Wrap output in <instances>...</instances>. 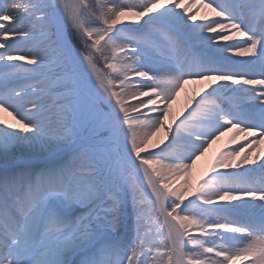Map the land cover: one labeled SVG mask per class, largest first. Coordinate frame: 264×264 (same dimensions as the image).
I'll use <instances>...</instances> for the list:
<instances>
[{"label":"snow or ice","instance_id":"snow-or-ice-1","mask_svg":"<svg viewBox=\"0 0 264 264\" xmlns=\"http://www.w3.org/2000/svg\"><path fill=\"white\" fill-rule=\"evenodd\" d=\"M0 113V264H264V0H0Z\"/></svg>","mask_w":264,"mask_h":264},{"label":"bare ground","instance_id":"bare-ground-1","mask_svg":"<svg viewBox=\"0 0 264 264\" xmlns=\"http://www.w3.org/2000/svg\"><path fill=\"white\" fill-rule=\"evenodd\" d=\"M241 42H242V38H238L237 40L232 41V43H241ZM243 58L244 59H247L245 57H243ZM18 63H23V62L20 61ZM201 87H204V85H200V84H189L188 86H186V90H188V95L186 96L185 91L182 92L180 94V97H179L180 102H183V104L185 105V103L187 102L188 98L192 95L193 91H198ZM199 98L200 97H197V99H199ZM184 105H183V107H184ZM192 107H195V103H193ZM189 109L191 110V107ZM186 112H188V111H186ZM0 115H3V114L0 113ZM10 121H11V123L15 124V121H13V120H10ZM173 127H175V125ZM233 134L234 133H232V134H226L225 136L221 137V139L219 141H217L212 146V148L210 149L208 155L205 158H202V160L197 163V167L198 166H202V175L210 167L212 160L215 159V157H216V155L218 153H220L222 151L230 150L231 148H234V147L235 148H239L242 143H245L244 141H237L236 144L229 143L230 136L233 135ZM259 153L261 155H264V144H261L260 145ZM20 155H21L22 161H23V160H26L28 158L29 153L28 152H25V153L20 154Z\"/></svg>","mask_w":264,"mask_h":264},{"label":"rangeland","instance_id":"rangeland-1","mask_svg":"<svg viewBox=\"0 0 264 264\" xmlns=\"http://www.w3.org/2000/svg\"><path fill=\"white\" fill-rule=\"evenodd\" d=\"M25 50H27V47H25ZM233 59H244L243 57H232ZM103 65L101 64V67H102ZM185 93H186V96L188 95V90H185ZM143 99H145V100H147L148 98L147 97H145V98H143ZM132 103L133 104H137V103H139L138 101H132ZM180 105V106H179ZM183 102H180V99H178V101H177V103L176 104H174L173 105V113L174 114H176V113H179L180 112V110L183 108ZM154 106H149V109H151V108H153ZM149 109H143L142 111H145V112H147V111H149ZM189 110L190 109H188L187 111L189 112ZM191 111V110H190ZM188 112H184V115L186 116L187 114H188ZM10 123H11V121L10 120H12V118L10 117V116H6L5 117ZM180 119H183V116H181L180 117ZM14 121V120H13ZM177 123H179V120H177ZM25 152H28L27 151V149H25V148H17L16 150H15V153H14V155H15V158H16V160L17 161H22V157H21V155L20 154H23V153H25ZM0 163H2V161H0ZM202 176V166H198V167H196V169L194 170V177L196 178V179H199L200 177ZM186 203H187V201H186Z\"/></svg>","mask_w":264,"mask_h":264}]
</instances>
